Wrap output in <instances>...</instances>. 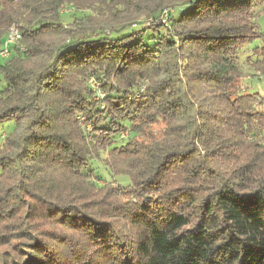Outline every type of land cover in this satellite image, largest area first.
<instances>
[{
    "label": "trees",
    "instance_id": "16d2710c",
    "mask_svg": "<svg viewBox=\"0 0 264 264\" xmlns=\"http://www.w3.org/2000/svg\"><path fill=\"white\" fill-rule=\"evenodd\" d=\"M0 8V264H264V0Z\"/></svg>",
    "mask_w": 264,
    "mask_h": 264
},
{
    "label": "rangeland",
    "instance_id": "374dc122",
    "mask_svg": "<svg viewBox=\"0 0 264 264\" xmlns=\"http://www.w3.org/2000/svg\"><path fill=\"white\" fill-rule=\"evenodd\" d=\"M12 0H9V2ZM1 9V8H0ZM68 11L70 10V8L63 6L61 8L60 11ZM1 11V10H0ZM257 12V10H256ZM179 15V14H177ZM176 15V16H177ZM63 20H66V16L63 15L62 18ZM256 24L258 27V30L260 31L262 38L254 40L252 43L247 44L243 47V49L239 52L238 57H239V64L241 65L242 68V62L249 56H252V49L256 46H264V14H261L257 19H256ZM8 36H15L17 34H20L19 30L17 29L16 26H10L8 31ZM146 39V38H144ZM145 41V40H144ZM146 43L148 41H145ZM20 45H18L19 47ZM3 50V45L0 46V51ZM6 59L2 58V56L0 55V66L4 64ZM244 70V68H242ZM5 85L3 78L0 74V90L3 88V86ZM238 85L241 89V91L243 93L249 94V95H255L258 98H263L264 99V80L260 79L258 80L256 77H251V76H242L238 82ZM88 86L89 88L92 90L93 92V99L95 101L100 100V98H102L104 96L103 93H105V91H103V89L100 87V85L94 81L92 78H88ZM263 109H264V105H263ZM13 123L12 122H4V123H0V137L3 135H8L9 133H11L13 131ZM119 144V143H117ZM115 145V146H119V145ZM117 180V181H116ZM116 180H111V182L114 183H121L123 186L128 185L129 180L127 177L124 176H119L116 178ZM101 184V183H100Z\"/></svg>",
    "mask_w": 264,
    "mask_h": 264
},
{
    "label": "built area",
    "instance_id": "2783aa9c",
    "mask_svg": "<svg viewBox=\"0 0 264 264\" xmlns=\"http://www.w3.org/2000/svg\"><path fill=\"white\" fill-rule=\"evenodd\" d=\"M20 40V35L17 34L15 36H7L4 40L3 50L0 51V55L2 58L7 59L10 56V48L12 46H18Z\"/></svg>",
    "mask_w": 264,
    "mask_h": 264
}]
</instances>
